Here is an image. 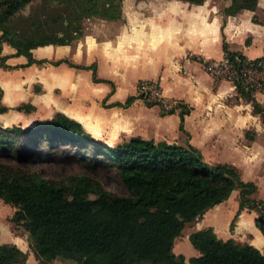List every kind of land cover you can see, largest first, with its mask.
<instances>
[{
  "label": "trees",
  "instance_id": "trees-1",
  "mask_svg": "<svg viewBox=\"0 0 264 264\" xmlns=\"http://www.w3.org/2000/svg\"><path fill=\"white\" fill-rule=\"evenodd\" d=\"M32 1L0 0V54L1 43L5 41L16 50L14 56L28 58L25 66L44 63L33 59V49L67 45L80 36L79 24L71 30L76 22L90 17L107 20L121 17V10L117 12L119 7L113 6L114 0H61L58 4L66 3L68 7L74 1L76 10L66 15L69 23L58 32H47L39 25L31 32L11 29V20ZM45 1L47 7L54 2ZM102 1L105 5L101 10L99 3ZM180 1L202 5L205 0ZM257 2L231 0L224 13L235 16L243 10L254 11ZM28 20L31 25L34 23L32 17ZM59 21L52 19L54 23ZM223 49L229 59L245 58L229 52L225 44ZM5 59L1 57V67H6ZM62 63L78 69H92L94 82L111 84L95 78V65L77 66L64 60L52 64ZM235 86L248 102L252 101L251 93L240 83ZM2 95L0 88V99ZM136 99L141 96H130L124 104L117 105L129 107ZM154 105L146 103L147 107ZM179 107V127L185 133L184 116L191 109L184 104ZM254 112L264 123V106L256 104ZM173 113L174 109L163 112ZM42 135L48 138L47 143L53 142L52 137H60L64 142L82 145L83 151L89 144L95 145L98 155H105L107 164L115 168L128 194L117 196L88 175H71L64 183H59L0 163V200L17 209L12 221L22 224L29 233L37 259L62 258L77 264H264V253L258 248L240 245L233 239L222 240L212 228L197 231L189 237L199 256L186 261L183 255L177 256L173 252L175 239L185 225L226 201L237 188L241 189L240 208L252 207L254 203L249 196L256 186L242 181L234 167L207 162L201 151L191 144L180 146L131 137L115 148H108L93 139L79 122L63 114L42 123L35 131L20 127L1 129L0 149L18 157L37 158L36 150L31 155L23 154V150L37 146ZM256 208L260 215L256 225L264 234V204ZM26 258L19 248L0 245V264H25Z\"/></svg>",
  "mask_w": 264,
  "mask_h": 264
},
{
  "label": "rangeland",
  "instance_id": "rangeland-1",
  "mask_svg": "<svg viewBox=\"0 0 264 264\" xmlns=\"http://www.w3.org/2000/svg\"><path fill=\"white\" fill-rule=\"evenodd\" d=\"M60 1L61 0H54V2L47 7L45 0H33L11 20L10 28L15 31L29 32L35 30L37 28L36 25H39L40 28L45 29L47 32L50 30L53 32L62 29L64 26L68 25L69 22L66 20V15L71 11L72 14L74 13V10H76V3L72 1L71 6L68 7L66 3L63 5L58 4ZM207 1L208 3L220 5V7H228L231 4V0ZM157 2L158 0H114L113 6L119 7L117 12L121 10L120 13H123L125 9L130 11H148L152 9V4L155 6ZM104 5L103 1L100 2L99 8L102 10ZM155 8L158 9V7ZM242 12H245V15H248V18L251 19L252 22H258L264 25V0H258L254 11L243 10L239 13ZM28 17H32L34 22L32 25ZM53 18H56V20L60 19L59 23L52 22ZM90 18H92V20L97 18L107 20L102 17ZM87 19L88 18H84L76 22L71 28V30H74L76 24H79L81 28L80 36L69 41L67 45H52L60 46L61 48L59 47V51L56 53L57 55L55 54V56H52V59L45 58V60H43L44 63L39 64L38 69L40 72H36L37 75L32 74V77H27V74L22 72L18 73V71H16L19 69L0 66V77H3L4 80L11 77L9 81H6L7 84H5L4 80L0 82V88L3 91L2 98L0 99V130L20 127L26 131H35L42 123L53 120L58 114L67 116V114H65L67 108H70L76 103L79 105L78 108H85L89 113L88 116L93 119L94 129L87 130L85 128L86 131L92 135L93 139L103 143V145L108 148H115L129 138L134 137L133 135L137 133L135 131L155 133L154 135H156L157 132L155 131V127H148L149 123L152 124V122L149 121L151 118L147 115L142 116L148 120V126L145 127L137 125L127 117H124V111L127 110L128 107H120L117 104H124L129 96L128 94L127 96L125 94L110 102V93L116 92V89L111 86V81L110 93L100 95L102 92L99 90V92H96V96L95 91L92 90L93 92L91 93H95V96L89 94L90 96L88 98L69 97L67 92L65 93L64 87L56 85L55 78H61L63 75L62 73H53L50 70L51 66H53L52 63L63 60L71 63L69 56H66L67 52L65 48L62 47L70 46L69 49H76L77 46H80L81 42L83 44L85 43L88 36L94 35V22L86 21ZM51 27L52 29H50ZM61 34L62 32L60 35ZM3 43L8 44L5 41L1 44L3 45ZM234 47L238 48L237 45H234ZM78 52L84 55L85 52H89V49L82 48L81 51ZM222 59H225V57ZM221 60L216 62H220ZM93 65H95L96 69L95 78L97 80H105L102 78L104 77L102 71H99L98 62H93L91 66ZM102 67L106 68L107 66L103 65ZM89 70L92 73L90 79L91 83L95 84L93 81V70ZM17 76L21 84L18 85L16 83V85H12V83H14L12 81ZM213 79L216 84L224 80ZM144 83L146 82L137 83V96H140V88ZM153 85H156L155 89L159 94L151 97L152 99H149V101H145L141 98L140 100L142 103L145 106L146 103L159 104V114L161 116L170 115L163 114V112L167 113L171 109H174V113L177 109V111L180 112L181 109L178 102L171 99L167 100L162 96L159 82H154ZM10 87L11 89H8ZM235 93L233 97L229 98L230 102H227V100L225 102L230 106L241 105L239 107L240 111L245 112L249 110L251 115L257 116L262 124H260L257 118H254V124L252 126L244 128L241 132L235 130L232 141H219V144L211 146L209 155H205L204 158L211 164H227L234 167L238 171L242 181L245 183H253L256 186V190L249 198L253 200L254 204H252V207H244L241 209V189L237 188L234 190L226 201L207 211L201 218L185 225L180 236L177 237L174 242L173 252L177 256L181 255L182 249L190 243V235L201 228H212L215 234L222 240L233 239L240 245L248 244L256 248L259 247L258 249L264 253V234L256 225V220L260 218L256 207L264 204V123L262 122L261 116L254 112L256 104L261 107L264 106V97L261 93L251 94L252 101L248 102L247 98L239 94L237 90ZM113 107L118 109L112 110ZM125 114L127 115L128 113ZM218 133L222 132L218 130ZM157 137V143H167L169 140L167 137ZM181 138L183 141L189 140L187 135H183L170 141L176 144ZM47 140L48 138L44 135L39 136V144L37 146H30V148L23 150V154L30 153V155L32 151L36 150L38 153L37 158L18 157L16 154L0 149V163L21 168L29 173L37 174L42 179L59 183H64L65 179L71 175H88L98 180L104 189L117 196H126L128 194L115 168L107 164L105 155H98L95 145L89 144L86 150L83 151L81 148L82 145L64 142L60 137H52V143H47ZM30 143L31 141L29 145H31ZM185 144L183 146H186ZM35 147L37 148L35 149ZM205 152H207L206 149ZM253 206H255V208ZM16 210L17 209L13 205L6 204L3 200H0V245L19 248L27 257L25 264H77V262L73 260L62 258H57L52 261L37 259L31 247L29 233L22 224H17L12 221V217ZM192 251L194 253L196 250L190 243L188 252L183 254L184 257L187 258L186 261L191 257H195Z\"/></svg>",
  "mask_w": 264,
  "mask_h": 264
},
{
  "label": "crops",
  "instance_id": "crops-1",
  "mask_svg": "<svg viewBox=\"0 0 264 264\" xmlns=\"http://www.w3.org/2000/svg\"><path fill=\"white\" fill-rule=\"evenodd\" d=\"M225 8L227 6L220 7L207 0L202 5L180 0H158L157 5L152 4V9L148 11L125 9L119 20L88 18L86 21L94 22V35L88 36L85 43L81 42L76 49L71 50L70 46L62 48H65L66 56L74 65L89 67L97 61L99 71L104 75L102 78L111 81L112 85L106 82L91 83L92 73L89 69L70 67L66 63L58 66L52 64L50 70L63 75L55 78V83L64 87L65 93L74 98H88L89 94L95 96L99 90L102 92L100 95L108 94L111 85L116 89L115 93H110L112 102L125 94L128 97L137 96L139 82H159L163 97L191 109L184 116L185 133L179 127L178 109L173 114L161 116L158 105L147 107L140 99H136L124 111V117L145 127L148 126V120L142 116L147 115L152 122L148 127H155L157 133L135 131L137 133L133 136L156 143L157 136L167 137V143L174 144L170 140L187 135L189 140L183 141L181 138L176 144H191L203 156L209 155L211 146L219 144L221 140L232 141L235 130L241 132L254 124V118L259 120L249 110L240 111L241 105L227 104L225 101L230 102L229 98L236 94L235 84L226 80L216 84L205 69L208 62L226 57L224 44L229 52L248 59L264 58V25L252 22L245 12L235 16L226 15ZM59 47L48 45L33 49V59H52ZM82 48L89 49V52L79 54ZM15 53L14 48L3 43L0 56L6 58L4 68L19 69L16 71L27 74V77L40 72L39 64L25 66L28 58L14 56ZM103 65L107 67L103 68ZM0 78V82H3V77ZM9 78L4 80L5 84ZM19 81L18 76L15 77L12 85H20ZM78 106L74 103L65 114L79 122L84 129L93 130V119L85 108ZM116 109L113 107L112 110ZM218 130L222 133H218ZM188 246L190 243L182 249L181 255L188 252ZM192 254L199 256L197 250L194 253L192 251Z\"/></svg>",
  "mask_w": 264,
  "mask_h": 264
},
{
  "label": "built area",
  "instance_id": "built-area-1",
  "mask_svg": "<svg viewBox=\"0 0 264 264\" xmlns=\"http://www.w3.org/2000/svg\"><path fill=\"white\" fill-rule=\"evenodd\" d=\"M206 71L212 78L224 79L232 83H240L251 94L261 93L264 97V59H234L225 57L220 62H208ZM153 83H144L140 88V96L145 101L159 93Z\"/></svg>",
  "mask_w": 264,
  "mask_h": 264
}]
</instances>
